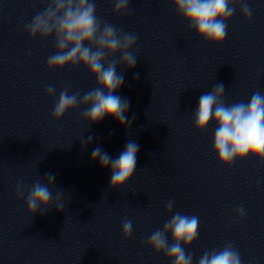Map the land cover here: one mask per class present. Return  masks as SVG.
Segmentation results:
<instances>
[{
	"label": "clouds",
	"instance_id": "9594fccd",
	"mask_svg": "<svg viewBox=\"0 0 264 264\" xmlns=\"http://www.w3.org/2000/svg\"><path fill=\"white\" fill-rule=\"evenodd\" d=\"M130 0H114V13H127ZM177 15L181 17L199 38L207 43L221 45L227 36V22L239 6L245 20L251 21L252 8L247 0H170ZM30 38L42 40L53 38L55 52L47 58L49 70H61L66 66L82 65L96 80V87L81 95L70 93L66 87L55 100L52 117L60 121L67 112L83 109V119L89 125L101 122L106 116L114 118L122 127L131 128L132 121L127 112L130 102L114 93L124 83L123 73L118 67L133 69L138 57L132 49L138 36L125 32L112 24L102 22L97 16L95 0H47L42 11L36 13L25 25ZM119 57L117 60L116 57ZM139 74H136L138 78ZM46 94L56 96V89L49 85ZM225 88L222 83L199 97L198 107L193 111L194 128L204 132L210 123L217 125L214 133L213 151L221 165L231 167L235 160L251 156L264 163V94L254 92L250 100L226 104ZM89 136L84 146L91 143ZM139 144L129 140L125 149L115 158L101 147L91 153V159L99 162L101 168H109L111 179L109 191L122 188L136 172ZM55 175L46 174V179H37L25 193L22 183H17V198H23L27 212L46 214L52 207L58 212L65 209L61 192L56 191ZM174 201L166 204V212L173 213ZM238 219L246 213L243 206L235 210ZM200 220L196 215L188 216L175 212L147 239L146 245L156 254L163 253L172 264H193V255L186 249L198 238ZM122 235L128 239L133 231L132 221L123 219ZM172 243H169L168 236ZM183 245V246H182ZM197 264H242L241 254L231 242L221 249L206 250Z\"/></svg>",
	"mask_w": 264,
	"mask_h": 264
}]
</instances>
